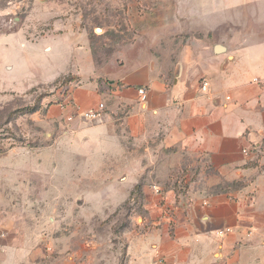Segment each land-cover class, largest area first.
<instances>
[{
    "label": "crops",
    "instance_id": "0c3cea01",
    "mask_svg": "<svg viewBox=\"0 0 264 264\" xmlns=\"http://www.w3.org/2000/svg\"><path fill=\"white\" fill-rule=\"evenodd\" d=\"M184 14L169 27L143 17L103 64L88 32L55 26L44 51L61 63L30 87L71 77L48 114L104 104L95 126L71 122L79 155L90 131L134 155L123 176L131 192L141 184L144 219L127 264H264V0H199Z\"/></svg>",
    "mask_w": 264,
    "mask_h": 264
},
{
    "label": "rangeland",
    "instance_id": "374dc122",
    "mask_svg": "<svg viewBox=\"0 0 264 264\" xmlns=\"http://www.w3.org/2000/svg\"><path fill=\"white\" fill-rule=\"evenodd\" d=\"M198 7L199 0H0V264H127L144 219L141 184L132 193L136 179L123 176L134 155L118 157L112 146L109 154L94 131L79 155L83 137L71 122L93 127L103 112L83 118L65 102L70 112L48 114L65 87H30L61 63L60 53L44 51L50 30L80 26L103 64L135 40L143 17L160 16L169 27L177 14L183 25L184 11ZM38 103L9 120L12 110Z\"/></svg>",
    "mask_w": 264,
    "mask_h": 264
},
{
    "label": "built area",
    "instance_id": "2783aa9c",
    "mask_svg": "<svg viewBox=\"0 0 264 264\" xmlns=\"http://www.w3.org/2000/svg\"><path fill=\"white\" fill-rule=\"evenodd\" d=\"M208 86V82L206 79H203V85H202V89L206 90ZM139 94L142 100H146L147 96H148V87L142 86L139 88ZM104 108V104L100 103L99 104V108L98 109H90L87 110L83 113V118H98L99 116L102 115V110ZM245 153H248V149L244 150Z\"/></svg>",
    "mask_w": 264,
    "mask_h": 264
},
{
    "label": "trees",
    "instance_id": "16d2710c",
    "mask_svg": "<svg viewBox=\"0 0 264 264\" xmlns=\"http://www.w3.org/2000/svg\"><path fill=\"white\" fill-rule=\"evenodd\" d=\"M72 80L71 77H64V78H61L58 80V82H60L61 84H67L69 83V81ZM40 108V104H36L34 106H31V105H27V106H24L22 108H18V109H15V110H12L10 113H9V120L11 121L13 117H17L18 115H22L24 113H28V112H33V111H36L37 109ZM139 185L136 186V189ZM135 189V190H136ZM134 192V191H133ZM132 192V193H133Z\"/></svg>",
    "mask_w": 264,
    "mask_h": 264
},
{
    "label": "bare ground",
    "instance_id": "6f19581e",
    "mask_svg": "<svg viewBox=\"0 0 264 264\" xmlns=\"http://www.w3.org/2000/svg\"><path fill=\"white\" fill-rule=\"evenodd\" d=\"M99 31H100V29H99Z\"/></svg>",
    "mask_w": 264,
    "mask_h": 264
}]
</instances>
